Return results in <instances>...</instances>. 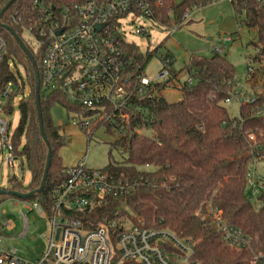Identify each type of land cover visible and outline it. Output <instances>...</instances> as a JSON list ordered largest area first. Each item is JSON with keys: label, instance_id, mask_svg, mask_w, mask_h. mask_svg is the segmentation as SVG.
Masks as SVG:
<instances>
[{"label": "trees", "instance_id": "16d2710c", "mask_svg": "<svg viewBox=\"0 0 264 264\" xmlns=\"http://www.w3.org/2000/svg\"><path fill=\"white\" fill-rule=\"evenodd\" d=\"M213 1L163 0L160 22L166 27L178 26L187 11L192 13L193 7L202 8ZM229 1L241 17L239 23L256 32L257 39L249 43L257 48L251 62L263 64L264 0ZM7 2L0 0V10ZM33 2L16 0L2 17L3 23L22 40L23 25L10 22L9 17L15 11L27 10L32 14ZM0 33L7 43L0 65V92L10 82L16 86L6 100L5 116L13 113L16 97L27 91L19 101L20 121L12 132V143L15 161H19L22 171L28 170L31 175L28 184L11 176L6 189L28 193L40 187L48 157V146L39 129L36 77L30 59L13 33L1 27ZM24 43L39 68L42 50L36 51ZM124 48L138 65V73L145 72L154 53L143 54L134 43H125ZM166 56L172 59L173 68L171 54L161 55L160 60ZM11 59L24 69L21 83L11 71ZM185 68L193 82L186 80L181 85L182 99L167 102L161 94L164 83L147 87L142 94L135 93L127 109L128 118L122 125L124 136L111 145L122 147L126 156L121 162H110L103 170L127 179L134 189L124 197L112 198L107 206L87 208L75 216L91 221V228L118 217L128 205L135 221L143 218L147 227L165 228L179 237L189 238L194 249L192 258L201 264H252L258 247L264 253V189L256 195L255 203L246 193L252 166L264 161V89L253 82V96L248 103L240 104L239 116L232 118L225 103L235 93L236 71L227 55L214 52L211 57L191 56ZM172 70L174 78L176 73ZM250 80L254 81L253 77ZM40 95L44 132L52 150L45 188L28 200L0 195V203L8 199L37 201L48 213L53 191L63 183L68 169L60 156L67 142L62 127L53 122L51 109L55 104L68 111L71 107L62 94L41 91ZM87 135L90 143V134ZM203 202L220 208L226 223L238 228L251 241V246L234 250L226 245L218 228L197 214Z\"/></svg>", "mask_w": 264, "mask_h": 264}, {"label": "built area", "instance_id": "2783aa9c", "mask_svg": "<svg viewBox=\"0 0 264 264\" xmlns=\"http://www.w3.org/2000/svg\"><path fill=\"white\" fill-rule=\"evenodd\" d=\"M162 4L163 0H34L32 14L27 10L15 11L9 21L21 23L23 32L37 43V50L43 52L38 68L41 91L62 94L71 107L70 117H79L73 124L90 134L91 140L99 126L116 132L120 140L133 95L142 94L155 84L166 85L173 79L171 58L164 57L162 69L148 77L145 72L138 73V65L124 48L125 43H132L127 38L129 24L148 19L172 34L191 19L192 14L187 11L180 25H162L159 13ZM135 33L148 36L142 26L136 27ZM6 46V39L0 33V65ZM214 52L223 54L220 47H215ZM257 70L249 66L247 79ZM21 80L17 78L18 83ZM188 82L192 83L193 79L189 77ZM15 90V84L10 82L0 92V99H5L0 101L3 117L6 100ZM26 95L24 91L23 96ZM249 100L245 97L241 104ZM3 117L0 118V144L2 151L9 153L8 163L13 167V130ZM248 185L255 195L264 189L253 170ZM133 189L127 179L103 169H89L83 163L66 170L65 180L53 191L48 213L37 201H21L28 204L30 210L46 213L51 225L45 254L31 264H201L192 258L194 249L189 238L179 237L165 228L147 227L143 221L135 223L122 214L124 209L118 217L108 218L91 228V221L75 216L87 208L107 206L112 198L124 197ZM201 213L218 228L229 247L251 246V241L238 228L228 225L222 210L211 202L203 205ZM0 214L6 216L7 213L0 210ZM20 217L22 226L18 237L24 238L29 229L27 213L21 211ZM15 228V223H3L0 219V264H30L17 248L5 243L3 229ZM252 264H264V253L255 254Z\"/></svg>", "mask_w": 264, "mask_h": 264}, {"label": "rangeland", "instance_id": "374dc122", "mask_svg": "<svg viewBox=\"0 0 264 264\" xmlns=\"http://www.w3.org/2000/svg\"><path fill=\"white\" fill-rule=\"evenodd\" d=\"M181 1L183 0H176L177 3ZM191 14H193L191 22L175 30L172 34L165 27L148 19H141L135 24H129L127 27L128 41L136 44L143 54L154 53L145 71L148 77L154 76L162 69L161 55L171 54L174 60L173 68L176 77L165 85L161 93L170 103L182 99L181 85L189 78L185 67L189 64L191 56L211 57L214 48L220 47L223 53L227 55L228 60L234 65L236 71L235 93L225 103V106L230 117H238L241 100L253 96L252 83L255 82L256 86L264 89V63L261 65L253 64L250 58L257 53L256 47L249 46L251 41L257 39L256 32L239 23L241 17L234 12L229 0H214L202 8L193 7ZM243 17L244 15H242ZM138 26H142L148 36L136 34L135 28ZM224 35L229 36V40L225 39ZM22 37L30 47L37 51V43L26 32H22ZM10 65L16 78H25L24 69L20 64L11 59ZM249 66L258 69L253 75L254 81L247 79ZM22 97L24 96L20 95L14 100L11 115L3 117L0 114V118H5L10 124L11 130L19 125V101ZM4 100L3 98L0 99V101ZM51 116L53 122L62 127V133L67 142L60 151L64 167L70 169L85 163L89 169L101 170L110 162H121L126 156L122 147L113 148L111 146L118 140V134L107 131L105 126H99L93 135V140L88 143L87 133L73 124L75 120H79V117L76 119L71 118L64 106L55 104L51 109ZM8 158L9 153L2 151L0 144V188L6 189L8 180L13 175L28 184L31 179L30 172L28 170L22 171L18 160L14 161L13 167L10 166ZM252 170L257 178L264 182V161L253 165ZM246 193L249 199L255 203L257 196L250 187H247ZM207 203L209 202L201 203L197 214L209 222L207 217L201 213V208ZM29 208L28 204L22 203L18 199H8L0 203V210L7 213L6 216L0 214L2 222L10 221L16 224V228L12 231L3 229V234L6 237L4 239L5 243L17 248L20 256L31 264L37 262L45 254L51 234V225L46 213L39 214L35 209L30 210ZM123 209L133 222L143 221L146 225L143 218L134 220L133 212L128 205H125ZM21 211L27 213L29 223L28 233L24 238L18 237L22 226ZM230 248L236 250V248ZM258 249L254 252L255 254L262 253L261 248L258 247Z\"/></svg>", "mask_w": 264, "mask_h": 264}, {"label": "water", "instance_id": "95a60500", "mask_svg": "<svg viewBox=\"0 0 264 264\" xmlns=\"http://www.w3.org/2000/svg\"><path fill=\"white\" fill-rule=\"evenodd\" d=\"M15 1L16 0H9V2H7L5 4V6L0 10V27L6 29L7 31H9L11 33H13L16 41L19 43L20 47L26 53V55L28 56V58L30 59V61L33 65L35 77H36L35 95H36V106H37V110H38L39 129H40V132H41V135H42L44 141L46 142V144L48 146V157H47V162H46L43 178L41 181V185L37 190L31 191L28 193H20L18 191H10L8 189L0 188V195H9L12 197H17V198H21L24 200H28V199H33L36 195L40 194L45 188L46 181H47L48 174H49L52 150H51L50 145L48 144V141H47V138H46L45 132H44V124H43L42 111H41V95H40L41 94V81H40V72H39L37 63H36L33 55L30 53L28 47L25 45L22 38L20 36H18L17 34H15L9 26L2 23V21H1L4 13L11 7V5Z\"/></svg>", "mask_w": 264, "mask_h": 264}, {"label": "crops", "instance_id": "0c3cea01", "mask_svg": "<svg viewBox=\"0 0 264 264\" xmlns=\"http://www.w3.org/2000/svg\"><path fill=\"white\" fill-rule=\"evenodd\" d=\"M192 16H193V14H192ZM192 16H191V18H192ZM190 21H191V19H190ZM224 38L225 39H228L229 38V36H226V35H224ZM229 40V39H228ZM214 52V51H213ZM67 114H68V110H67ZM69 115V114H68ZM56 125V124H55ZM58 126V125H57ZM21 180V179H20Z\"/></svg>", "mask_w": 264, "mask_h": 264}]
</instances>
